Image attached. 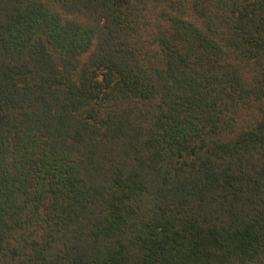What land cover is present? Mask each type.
<instances>
[{"label":"trees","instance_id":"1","mask_svg":"<svg viewBox=\"0 0 264 264\" xmlns=\"http://www.w3.org/2000/svg\"><path fill=\"white\" fill-rule=\"evenodd\" d=\"M0 264H264V0H0Z\"/></svg>","mask_w":264,"mask_h":264}]
</instances>
